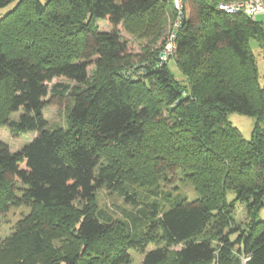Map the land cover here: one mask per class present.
<instances>
[{"label": "trees", "instance_id": "1", "mask_svg": "<svg viewBox=\"0 0 264 264\" xmlns=\"http://www.w3.org/2000/svg\"><path fill=\"white\" fill-rule=\"evenodd\" d=\"M10 3L0 17V127L12 137L35 136L15 152L0 141V219L20 204L63 210L72 222L68 235L83 250L48 264H91L83 255L128 264L131 250L143 255L142 264L241 256L243 264H264V74L260 84L248 43L253 37L264 49V27L214 2L184 0L168 60L160 58L164 41L132 66L119 26L155 44L163 29L152 19L161 0H0V8ZM102 20L109 31L99 30ZM92 66L96 77L89 80ZM54 79L74 85L49 86ZM69 102L68 126L49 129L44 108ZM232 112L255 117L249 141L229 122ZM122 173L183 176L197 197H165L168 208L160 212L153 201L139 211L146 221L130 215L131 230L123 224L113 231L109 218L92 212L93 199ZM125 200L141 205L134 192ZM237 202L245 207L244 225L234 218ZM79 203L76 223L65 212ZM33 237L39 253L42 236Z\"/></svg>", "mask_w": 264, "mask_h": 264}, {"label": "rangeland", "instance_id": "2", "mask_svg": "<svg viewBox=\"0 0 264 264\" xmlns=\"http://www.w3.org/2000/svg\"><path fill=\"white\" fill-rule=\"evenodd\" d=\"M162 12L153 17L155 23V30H162V35L154 41L155 44H150V37L140 36L137 32L129 31L123 26H119V32L123 41L126 42L130 56L127 59L129 65H139L143 60V53L147 47L157 49L162 46L164 41L167 40L171 29L174 25L175 15L172 10L170 0H161ZM14 3L0 8V17L3 16L8 10L13 7ZM262 16L258 15L256 21L260 22ZM98 28L101 31H109L110 25L107 21L102 20L96 22ZM157 39V40H156ZM249 48L255 58L257 67L258 81L260 84L263 82L264 74V49L258 44L253 38H249ZM162 60V61H167ZM168 68L181 82L183 77L176 67L173 60L167 62ZM96 75V67L92 66L89 70V80H92ZM56 81H63L68 85H74L71 81L64 79H54L48 83L51 86ZM67 104V103H66ZM65 105L61 106H46L44 108V115L48 122V128H66L69 123L68 119V107ZM16 117V116H14ZM228 120L233 127H235L242 138L249 141L252 134L253 125L255 122L254 116L244 115L237 112L228 114ZM35 133L22 134L18 137H12L8 130L4 127H0V141L8 144L10 150L15 152L22 148L25 144L29 143ZM108 160L102 159V163H106ZM159 173H149L147 175H139V177H132L128 173H122L118 177V182L113 184H104L98 188L94 194L93 199V213L97 214L98 211L103 213L100 217L101 221L104 218H109L110 227L113 231L120 230L123 224H127L128 230L133 228V222L131 221L130 215L140 218L142 221L145 217L142 215L140 210L147 212L146 206L151 204L153 201L159 205L158 211H162L168 208V202L165 197L174 199L187 198L194 199L197 194L194 190L192 183L183 176H179V180L173 178L172 174L167 173L163 179L162 175L158 176ZM125 192L132 194L135 193L138 201L141 205L133 207L128 204L125 200ZM234 193L228 191L226 198L228 201H232ZM81 203L74 205V209H67L65 214H72V217H76V223L80 219L81 209L83 205ZM80 209V211H79ZM234 218L237 224L244 223L248 220L246 217V211L244 204L235 203L234 207ZM63 210L53 209L45 210L37 204H20L16 207H10L9 211L0 219V264H48L49 262L56 260L61 254L79 253L83 249L80 242L72 235H68L71 232L72 222L67 223L68 218H64ZM264 214V211L261 215ZM148 221V220H147ZM145 230V229H144ZM38 231L43 239L42 247L43 250L39 253L35 251L33 233ZM218 242L213 241V246H217ZM181 245L171 247V251L180 249ZM154 248L150 245L147 250ZM84 257L91 259V264H107V257L89 256L83 255ZM130 261L128 264H142L143 255L133 250L129 251ZM243 257L231 258V259H219L214 258L211 264H243ZM84 264V260L81 261Z\"/></svg>", "mask_w": 264, "mask_h": 264}, {"label": "built area", "instance_id": "3", "mask_svg": "<svg viewBox=\"0 0 264 264\" xmlns=\"http://www.w3.org/2000/svg\"><path fill=\"white\" fill-rule=\"evenodd\" d=\"M173 5V11L175 13L174 25L171 29L169 37L167 38L163 49L160 53V58L166 60L169 57L172 50V42L175 37V32L179 28L182 19V10L184 0H171ZM214 2L217 10L227 14L241 13L244 16L256 20L258 15L262 16V20L259 22L264 27V0H205Z\"/></svg>", "mask_w": 264, "mask_h": 264}]
</instances>
